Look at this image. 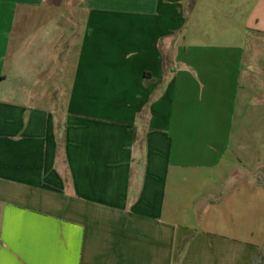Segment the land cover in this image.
<instances>
[{
    "label": "crops",
    "instance_id": "crops-1",
    "mask_svg": "<svg viewBox=\"0 0 264 264\" xmlns=\"http://www.w3.org/2000/svg\"><path fill=\"white\" fill-rule=\"evenodd\" d=\"M47 1L0 0V264H264V0L220 34L214 0H80L61 69Z\"/></svg>",
    "mask_w": 264,
    "mask_h": 264
},
{
    "label": "rangeland",
    "instance_id": "rangeland-1",
    "mask_svg": "<svg viewBox=\"0 0 264 264\" xmlns=\"http://www.w3.org/2000/svg\"><path fill=\"white\" fill-rule=\"evenodd\" d=\"M79 1L80 0H48L47 1L49 4H54L56 6L57 5L58 6L64 5V7L60 10V13H59L60 15L58 16V18H61L60 20L62 22L61 23L62 32L60 34H57L58 37L60 35L61 36H60V39L58 40V42H59V44L57 45L58 47H56L55 53L53 54L54 55L53 57H55V61L57 63V67L60 69L65 67V62H64V58L66 57L65 55L69 51H70V54H72L73 46H74L73 42L78 41V38L82 34V31H83L81 25H79V24H77L76 26L73 25V23H72V19L74 18L73 15H75L76 13L73 10L69 9V6L76 5L77 3H79ZM193 1L195 2L196 0H193ZM193 1H192V3H193ZM239 1L242 2V0H238V2ZM259 1L260 0H251L250 4L255 8L257 6V4L259 3ZM230 4H231L230 0H214L212 2H208V9H210L211 6L213 5L218 12V13H216L217 14L216 16L218 18L217 17H215L214 19L207 18L206 19L207 21L205 22L206 28L209 27L211 31H213L214 33H218V34L230 31L231 25L229 22H227L226 13L223 12V10L228 8V6ZM205 7H207V5ZM191 9L192 8H190V10L188 9V12H186V13H189L191 11ZM75 17L77 19L81 18V16L77 15V14L75 15ZM191 22L193 23V21H191ZM45 27H47V26H45ZM47 31H49V30L45 29L43 31V34H42L43 37L38 41V43L35 42V40L32 41L31 47L34 49L35 52L29 50L28 54H30L31 56L32 55L37 56V55H45V54L49 55V54H51V56H52L53 51L49 48L48 43H47L48 39H46L48 36ZM31 35L34 37L35 33H32ZM69 35L71 37L69 39H66V37H68ZM41 41H42V43H41ZM37 44L39 47L38 49L36 46ZM40 45L43 47L42 50H39V49H41ZM69 46H70V48H69ZM37 50H39V51H37ZM59 53H60V56H58ZM43 58H45V56H42L39 59V61L43 60ZM31 59H32V57H31ZM260 61H261V58L260 57L257 58V63H259ZM262 61H264V60H262ZM258 67H261V66L258 65ZM64 93H65V91L59 92V94L61 96L60 100L62 102V106L60 108L62 113L64 111L63 104L65 103V96H63ZM261 103H262L261 97L256 96V97L252 98V102H251L252 106H251L250 110L253 112V114H249V116L254 115L252 118L253 119L252 127H253V130L256 131L255 133H258V132L261 133V131L264 132V125L262 123H260V120H258L259 116H257V113H256V110L259 109L260 106L263 104V103L262 104ZM243 115H245L244 112L242 113V116L238 117V119L240 121V122H238V130L239 131H241L242 127L246 124L245 117H243ZM246 115H247V113H246ZM257 144L261 148H264V139H259ZM260 175H261L260 171L257 173H253V174H251L250 172H247V173L241 172L238 174V177L236 178L237 183H239V184L242 183L241 180L244 179V180H247V182H248L247 184L249 185V186H245V185L242 186V184H241L239 189H244V188L250 189V188H252V189L257 190V195L254 193V196H253V198H255V200L260 199L259 197H257L259 194V181H260L259 177H260ZM233 180H234V178H233ZM231 182L232 181H228V185H226L224 187V189H229L231 187V185H230ZM238 198H239V196H238ZM253 207L254 208H252L253 209L252 212L254 213V215H259V223L261 224L260 205L256 202H254Z\"/></svg>",
    "mask_w": 264,
    "mask_h": 264
},
{
    "label": "trees",
    "instance_id": "trees-1",
    "mask_svg": "<svg viewBox=\"0 0 264 264\" xmlns=\"http://www.w3.org/2000/svg\"><path fill=\"white\" fill-rule=\"evenodd\" d=\"M261 263H262V261L260 258L256 259V261L254 262V264H261Z\"/></svg>",
    "mask_w": 264,
    "mask_h": 264
}]
</instances>
